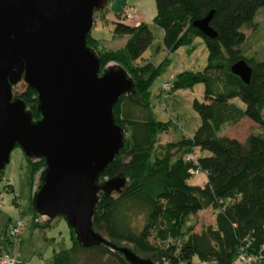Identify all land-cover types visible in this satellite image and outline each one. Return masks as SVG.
Returning <instances> with one entry per match:
<instances>
[{
	"label": "trees",
	"instance_id": "obj_1",
	"mask_svg": "<svg viewBox=\"0 0 264 264\" xmlns=\"http://www.w3.org/2000/svg\"><path fill=\"white\" fill-rule=\"evenodd\" d=\"M260 10H264V0H157L154 21L164 29L168 49L202 36L210 55L203 71L186 72L175 84L205 86L204 101L195 103L201 123L193 139L168 142L157 159L153 158L157 153L154 147L164 129L162 123L154 117L120 121L124 98L145 109L151 107L150 87L162 68V64L156 66L148 61L142 64L143 54L153 41L152 29L143 20L138 21L142 16L135 24L127 18L117 19L115 33L128 36L125 46L118 50L102 51L88 35V44L96 50L103 67L112 62L123 67L133 78L136 90L122 95L114 106L116 121L128 130L129 137L125 133L123 148L101 174V178L127 174V182L120 191L101 192L93 217L94 228L112 243L132 246L139 254L155 252L162 260L186 264H242L240 258L244 255L254 258L250 264H264V131L252 133L246 140L223 133L225 127L244 118L264 128V45L251 56L242 49L246 40L242 28L253 24ZM212 11L211 26L218 32L216 38L206 36L192 24ZM241 59L252 67L249 82L232 71ZM20 97L34 117L40 118L37 91L28 85ZM236 98L246 105L245 109L234 103ZM196 147L211 155L198 157ZM191 151L196 160L186 156ZM32 166L36 173L42 172L45 161L32 160ZM196 168L208 176L204 186L189 182L194 176L191 170ZM208 208L218 210L216 227L204 225L199 232L194 227L182 228L189 213ZM1 213L0 210V233L5 231V236L0 257L11 253L7 243L12 244L20 233L10 234L18 223L10 227V218ZM38 216L37 226L42 225ZM50 223L51 220L44 226ZM71 232L73 246L56 252L53 264H130L112 246H86L78 241L72 227ZM152 237L160 243L151 242ZM170 238L179 243L166 246Z\"/></svg>",
	"mask_w": 264,
	"mask_h": 264
},
{
	"label": "water",
	"instance_id": "obj_2",
	"mask_svg": "<svg viewBox=\"0 0 264 264\" xmlns=\"http://www.w3.org/2000/svg\"><path fill=\"white\" fill-rule=\"evenodd\" d=\"M109 0H0V181L13 149L19 145L30 160L44 159L34 210L54 219L64 216L86 246L106 244L130 264H156L132 246L116 245L94 228L101 192L120 191L127 179L101 174L124 146L125 129L114 106L135 93V82L121 66L103 67L88 35L94 13ZM214 11L193 21L206 36ZM232 71L250 81L244 59ZM21 80L37 91L36 119L13 87Z\"/></svg>",
	"mask_w": 264,
	"mask_h": 264
},
{
	"label": "rangeland",
	"instance_id": "obj_3",
	"mask_svg": "<svg viewBox=\"0 0 264 264\" xmlns=\"http://www.w3.org/2000/svg\"><path fill=\"white\" fill-rule=\"evenodd\" d=\"M131 12L139 13L142 19L138 21L146 22L153 32V41L143 54L142 64L148 61L156 66L162 64V68L150 87L151 107L145 109L140 105L131 104L127 98H124L121 102L120 121L126 123L128 118L151 119L150 117H154L162 123L164 129L161 127L163 130L159 133L154 147L155 150L157 149V153H154L155 157L153 156V158L157 159L162 156L161 151H165L164 148L168 142L193 139L201 123L195 103L197 100L204 101L205 86L202 83H196L176 87L175 84L186 72L203 71L209 62L210 55L206 40L202 36H196L190 43L180 45L173 50L168 49L164 43L165 31L154 21L157 14V0H109L104 9L96 11L90 36L98 42L102 51L118 50L125 46L128 36H119L115 33V21L120 18L125 19ZM129 21L133 24L137 22L130 19ZM242 31L246 36V40L242 44L246 55L251 56L259 49H263L264 10H260L254 23L244 26ZM109 64L115 65L116 63ZM165 82H169L170 86L163 88ZM173 85L175 86L173 87ZM27 86L24 80L14 85V97H20ZM234 103L242 109L246 108L239 98L234 99ZM261 131H264V128L252 120L244 118L236 125L225 127L223 133L230 137L246 140L250 134ZM128 134L127 130L126 137H129ZM194 152L198 157L211 155L209 151L197 147L194 148ZM190 154H194L193 151L187 153L186 156ZM201 174L193 176L189 182L196 185L197 178ZM125 175L127 176V174ZM125 175L118 174L117 176L126 177ZM110 178V176H103L100 180L101 184ZM40 183L41 171L39 173L34 171L32 160L27 157L21 146L17 145L11 153L9 163L2 171L0 210L10 218V227L20 220L24 221L20 233L13 238L12 244L7 243V247L11 251V255L26 264H53L56 252L69 249L74 244L71 226L64 216L50 219L47 216L36 215L33 197ZM2 213L1 215H3ZM217 213L218 210L214 208L201 210L197 214L191 212L186 216L182 228L188 230L194 227V231L199 232L204 225L216 227ZM37 216L42 225H36L35 218ZM50 220V225L44 226ZM4 236L5 231H1L0 246L3 245ZM151 242L160 243L154 237L151 238ZM178 243L179 240L170 238L165 244L167 246ZM140 252L144 256H150L156 264H186L181 260L175 262L169 259L164 260V258L162 260L155 252ZM194 261H197V257L194 258Z\"/></svg>",
	"mask_w": 264,
	"mask_h": 264
},
{
	"label": "built area",
	"instance_id": "obj_4",
	"mask_svg": "<svg viewBox=\"0 0 264 264\" xmlns=\"http://www.w3.org/2000/svg\"><path fill=\"white\" fill-rule=\"evenodd\" d=\"M141 17V15L139 13H136V12H131L129 14H127V19H130V20H136V19H139ZM170 86V83L169 82H165L163 88H167ZM188 159L189 160H196V155L194 154H190L188 156ZM192 174L194 176L196 175H199L202 173V171L198 168L196 169H192L191 170ZM23 220H20L17 224V226H15L14 228H12L10 230V234L14 235V234H17L19 233V231L21 230L22 228V225H23ZM253 257L251 256H247V255H244V256H241L240 258V262L242 264H250L251 262H253ZM0 264H26V263H22L20 262L19 260H17L13 255H10V254H3L2 257H0ZM200 264H209L208 262H203V263H200Z\"/></svg>",
	"mask_w": 264,
	"mask_h": 264
},
{
	"label": "crops",
	"instance_id": "obj_5",
	"mask_svg": "<svg viewBox=\"0 0 264 264\" xmlns=\"http://www.w3.org/2000/svg\"><path fill=\"white\" fill-rule=\"evenodd\" d=\"M199 179V180H198ZM198 183L196 185L204 186L208 181V176L206 173H202L200 177L197 178Z\"/></svg>",
	"mask_w": 264,
	"mask_h": 264
}]
</instances>
